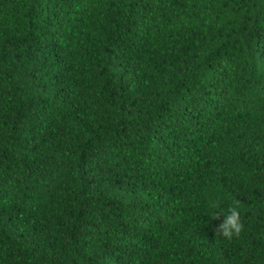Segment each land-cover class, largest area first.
I'll return each instance as SVG.
<instances>
[{"label": "trees", "instance_id": "16d2710c", "mask_svg": "<svg viewBox=\"0 0 264 264\" xmlns=\"http://www.w3.org/2000/svg\"><path fill=\"white\" fill-rule=\"evenodd\" d=\"M0 264H264V0H0Z\"/></svg>", "mask_w": 264, "mask_h": 264}, {"label": "clouds", "instance_id": "9594fccd", "mask_svg": "<svg viewBox=\"0 0 264 264\" xmlns=\"http://www.w3.org/2000/svg\"><path fill=\"white\" fill-rule=\"evenodd\" d=\"M207 213L210 219H219L221 214L223 215L221 223L216 226L214 231L226 239L238 236L244 230L241 212L236 206L224 208L218 202H213Z\"/></svg>", "mask_w": 264, "mask_h": 264}]
</instances>
